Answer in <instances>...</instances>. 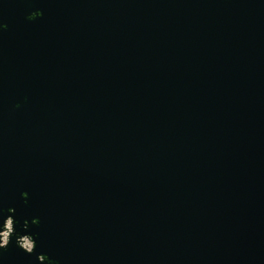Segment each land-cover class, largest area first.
I'll use <instances>...</instances> for the list:
<instances>
[{
  "label": "water",
  "instance_id": "obj_1",
  "mask_svg": "<svg viewBox=\"0 0 264 264\" xmlns=\"http://www.w3.org/2000/svg\"><path fill=\"white\" fill-rule=\"evenodd\" d=\"M8 216L0 264H264V0H0Z\"/></svg>",
  "mask_w": 264,
  "mask_h": 264
},
{
  "label": "clouds",
  "instance_id": "obj_2",
  "mask_svg": "<svg viewBox=\"0 0 264 264\" xmlns=\"http://www.w3.org/2000/svg\"><path fill=\"white\" fill-rule=\"evenodd\" d=\"M36 14H33V18ZM10 211L14 212L15 209H11ZM26 224V222H25ZM3 230H0V248H6L9 246V244L12 241V237L15 234V219L13 216H8L7 219L3 223ZM25 227V225H24ZM30 237L32 240L33 237L31 235H23L21 237L17 238V244L20 246L23 250H25L27 253L31 254L35 251L36 248V242H35V247L28 245L25 246V238ZM35 241V240H34ZM43 258H47L45 255H40L39 260L41 261Z\"/></svg>",
  "mask_w": 264,
  "mask_h": 264
}]
</instances>
